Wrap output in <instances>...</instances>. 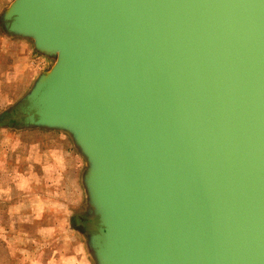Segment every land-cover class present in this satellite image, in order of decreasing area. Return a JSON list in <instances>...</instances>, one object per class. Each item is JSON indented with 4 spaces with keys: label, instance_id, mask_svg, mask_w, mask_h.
I'll use <instances>...</instances> for the list:
<instances>
[{
    "label": "water",
    "instance_id": "obj_1",
    "mask_svg": "<svg viewBox=\"0 0 264 264\" xmlns=\"http://www.w3.org/2000/svg\"><path fill=\"white\" fill-rule=\"evenodd\" d=\"M0 26L54 61L1 120L84 158L94 264H264V0H13Z\"/></svg>",
    "mask_w": 264,
    "mask_h": 264
},
{
    "label": "rangeland",
    "instance_id": "obj_2",
    "mask_svg": "<svg viewBox=\"0 0 264 264\" xmlns=\"http://www.w3.org/2000/svg\"><path fill=\"white\" fill-rule=\"evenodd\" d=\"M12 2L0 0V15ZM53 64L0 26V119ZM10 121L0 124V264H94L76 229L89 210L84 158L68 135Z\"/></svg>",
    "mask_w": 264,
    "mask_h": 264
},
{
    "label": "trees",
    "instance_id": "obj_3",
    "mask_svg": "<svg viewBox=\"0 0 264 264\" xmlns=\"http://www.w3.org/2000/svg\"><path fill=\"white\" fill-rule=\"evenodd\" d=\"M7 36H8V35H7ZM9 37H12V36H9ZM10 120H11V118H7V119H5V121L2 123V120L0 119V124H3V125H4V123H6V124L9 123V124L11 125V123H10L11 121H10ZM18 127H19V128H22V126H20V125H19ZM94 229H95V228H93V230H94Z\"/></svg>",
    "mask_w": 264,
    "mask_h": 264
},
{
    "label": "flooded vegetation",
    "instance_id": "obj_4",
    "mask_svg": "<svg viewBox=\"0 0 264 264\" xmlns=\"http://www.w3.org/2000/svg\"><path fill=\"white\" fill-rule=\"evenodd\" d=\"M85 215H88V212L85 214ZM81 223L83 222L82 220H80ZM92 222H89V229H90V225H91Z\"/></svg>",
    "mask_w": 264,
    "mask_h": 264
}]
</instances>
